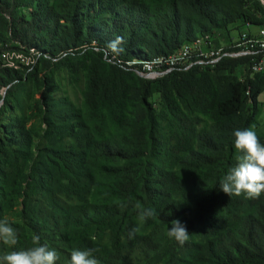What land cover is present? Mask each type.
<instances>
[{
    "label": "trees",
    "instance_id": "1",
    "mask_svg": "<svg viewBox=\"0 0 264 264\" xmlns=\"http://www.w3.org/2000/svg\"><path fill=\"white\" fill-rule=\"evenodd\" d=\"M261 11L246 0H0V52L35 49L44 60L74 52L88 61L80 106L43 89L3 126L0 219L21 205L9 219L15 250L39 235L57 251L56 264L96 247L100 264H264V193L248 199L219 188L236 163L234 131L259 125L264 72L251 74L249 56H227L214 68L150 80L126 63L229 34L238 22L260 24ZM60 60L78 71L73 59ZM25 72L0 62V88L9 86L18 105ZM35 78L40 88L53 81ZM137 202L156 216L141 222ZM173 219L189 231L183 245L167 236Z\"/></svg>",
    "mask_w": 264,
    "mask_h": 264
},
{
    "label": "clouds",
    "instance_id": "2",
    "mask_svg": "<svg viewBox=\"0 0 264 264\" xmlns=\"http://www.w3.org/2000/svg\"><path fill=\"white\" fill-rule=\"evenodd\" d=\"M264 3V0H262ZM255 125L244 129H236L233 133L234 148L237 152L236 163L230 167L219 181V188L228 196H245L248 199H258L264 193V143H261ZM141 222L156 216L154 209L142 207L140 203L134 205ZM14 222L8 217L0 219V243L10 251L0 255V264H56L59 255L55 249L40 242L39 235H33L32 246L15 250L19 243V233L12 226ZM167 236L183 245L189 240V231L179 219L171 221ZM139 227L129 231V239L135 237ZM100 248L85 250L73 249L69 264H100L95 253Z\"/></svg>",
    "mask_w": 264,
    "mask_h": 264
},
{
    "label": "rangeland",
    "instance_id": "3",
    "mask_svg": "<svg viewBox=\"0 0 264 264\" xmlns=\"http://www.w3.org/2000/svg\"><path fill=\"white\" fill-rule=\"evenodd\" d=\"M259 13V12H258ZM261 15L264 14L263 11L260 13ZM247 26H244L241 24V22H238L236 24L231 25L229 34L225 32L224 30H219L218 33H216V42L218 43H226L230 41L232 36H237L238 33L245 29ZM9 44L11 46H16L19 44L16 40L10 39ZM16 51L18 55L21 54V57L15 58L16 64L19 65V69H23L26 72V75L29 77L27 84L24 86L22 90V101L18 105L16 104L12 97L7 98L6 90L9 86L4 89L3 87L0 88V138L3 136H7V131L3 129V126L6 124H9L10 121L14 118H18L22 116L24 113L28 111L29 105L32 104L33 96L39 97L41 95L40 92L44 89L46 93H50V95L54 98H69L77 105H81L84 100V89H85V79H86V68L85 64L86 61L84 58L79 61L77 58L74 57L75 53L72 52L71 54H63L60 57H52L50 59H43L40 52H37L35 49H27V50H17V49H11ZM85 49L82 50L80 53H84ZM79 53V54H80ZM68 57L69 61L74 60V62L78 63V71H72L70 69V66L67 65L66 62H61V57ZM49 58V57H48ZM77 59V60H75ZM27 61H29V65H27ZM34 71L40 75L41 78H46L47 75L53 77V81L51 80L44 86L43 88H40L37 85L36 78L34 79ZM242 68L238 69V74L242 75ZM38 92V93H37ZM152 100L158 109L159 112H162L164 109L162 100L157 96H153ZM260 100V108H261V114L259 116V125L256 127V131L263 135L264 137V92L259 97ZM32 124V122H31ZM10 135H8L9 137ZM14 141H12L13 143ZM45 146V141L42 140L40 143L37 144L35 147L36 153L38 155L42 152H39L40 148H43ZM19 209H21V205L17 206L16 209L7 211L5 214V217H8L9 219H14L15 215L14 212H17ZM2 254L5 251H8L9 249L4 246L3 247ZM0 254V255H2ZM134 264H140L142 263V259L139 257L133 258ZM161 264V263H160Z\"/></svg>",
    "mask_w": 264,
    "mask_h": 264
},
{
    "label": "built area",
    "instance_id": "4",
    "mask_svg": "<svg viewBox=\"0 0 264 264\" xmlns=\"http://www.w3.org/2000/svg\"><path fill=\"white\" fill-rule=\"evenodd\" d=\"M246 2L248 4L259 2L264 7L262 0H246ZM258 16L262 18L260 24L248 23L245 29L224 44H218L217 37L208 34L184 44L170 54L159 55L138 63L135 61L126 63L139 76L150 80L164 77L173 71H187L194 67L200 70L214 68L222 58L227 56H249L251 74L264 72V14ZM18 57L22 58L21 54L18 55L14 50H2L0 52L1 66L18 69L19 65L15 61ZM26 63L29 65V61Z\"/></svg>",
    "mask_w": 264,
    "mask_h": 264
}]
</instances>
